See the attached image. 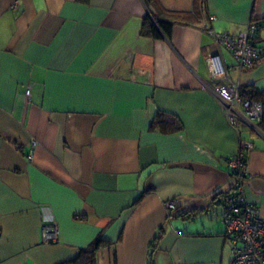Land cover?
Segmentation results:
<instances>
[{
    "label": "crops",
    "instance_id": "obj_1",
    "mask_svg": "<svg viewBox=\"0 0 264 264\" xmlns=\"http://www.w3.org/2000/svg\"><path fill=\"white\" fill-rule=\"evenodd\" d=\"M151 2L0 0V264L69 263L96 240V264H229L219 200L241 140L264 219V130L235 131L205 87L209 32L262 21L264 48V0ZM153 10L169 39L141 36ZM230 75L264 105V60ZM158 113L178 130L162 133ZM50 222L57 241L43 244Z\"/></svg>",
    "mask_w": 264,
    "mask_h": 264
},
{
    "label": "built area",
    "instance_id": "obj_2",
    "mask_svg": "<svg viewBox=\"0 0 264 264\" xmlns=\"http://www.w3.org/2000/svg\"><path fill=\"white\" fill-rule=\"evenodd\" d=\"M256 32V22L251 20L245 29L236 35L209 32L219 53L206 59L210 84L205 87L215 96L230 127L235 131L243 125L259 129L258 124L264 118V105L241 97L239 84L232 81L230 75L232 70L240 73L264 57V49L255 42ZM222 50L231 55L233 67L226 65ZM24 94L28 100L31 99L30 88H27ZM251 150L253 144L241 140L236 154L227 160V168L235 177V183L233 189L219 200L224 238L231 254L229 264H264V219L259 216L257 209L247 202L244 193V184L249 176L248 155ZM177 206V200L165 202L168 219ZM57 237L55 222L41 226V243H54Z\"/></svg>",
    "mask_w": 264,
    "mask_h": 264
},
{
    "label": "trees",
    "instance_id": "obj_3",
    "mask_svg": "<svg viewBox=\"0 0 264 264\" xmlns=\"http://www.w3.org/2000/svg\"><path fill=\"white\" fill-rule=\"evenodd\" d=\"M144 2L147 6V9L155 5L153 4V2H151V0H144ZM153 11L150 14L146 15L142 21L141 29H140L141 36L150 39H162V38L169 39L171 36L173 22L168 21L167 19L160 18V16H158L157 13L155 12L156 8L155 11L154 12ZM173 17H178V16H173ZM254 22H256L257 32H258L259 28L262 26V21L260 22L254 21ZM261 60H264V57H262ZM246 90L247 89L241 91L240 89L239 94L241 97L251 101H257V102L261 101L260 93L254 91H246ZM155 123H156L155 126L158 127L159 130L164 134L174 133L175 131L178 130L177 124L168 123L164 121V115L161 113H158L156 115ZM258 126L261 130H264V118H262ZM101 243L102 240H96L95 243L91 244L88 248L81 250L76 260L65 264H96L95 254L98 248L100 247Z\"/></svg>",
    "mask_w": 264,
    "mask_h": 264
},
{
    "label": "bare ground",
    "instance_id": "obj_4",
    "mask_svg": "<svg viewBox=\"0 0 264 264\" xmlns=\"http://www.w3.org/2000/svg\"><path fill=\"white\" fill-rule=\"evenodd\" d=\"M147 11H148V9H147Z\"/></svg>",
    "mask_w": 264,
    "mask_h": 264
},
{
    "label": "flooded vegetation",
    "instance_id": "obj_5",
    "mask_svg": "<svg viewBox=\"0 0 264 264\" xmlns=\"http://www.w3.org/2000/svg\"><path fill=\"white\" fill-rule=\"evenodd\" d=\"M150 13V12H149Z\"/></svg>",
    "mask_w": 264,
    "mask_h": 264
}]
</instances>
